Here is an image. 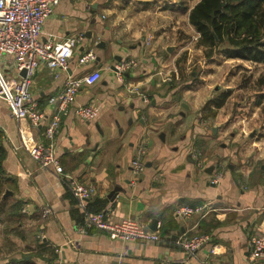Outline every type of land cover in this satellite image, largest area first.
Listing matches in <instances>:
<instances>
[{"label": "crops", "instance_id": "crops-1", "mask_svg": "<svg viewBox=\"0 0 264 264\" xmlns=\"http://www.w3.org/2000/svg\"><path fill=\"white\" fill-rule=\"evenodd\" d=\"M170 1L59 0L39 42L81 40L66 71L41 64L31 78V99L45 119L37 127L17 120L0 99V223L9 230L17 225L20 237L34 232L32 264H264L248 258L249 237L264 236V164L257 179L251 180L252 170L243 173L246 147L236 130L241 125L227 109L231 90L224 89L228 97L219 108L221 93H209L214 74L208 63L216 54L204 56L188 21L199 0ZM89 52L94 60L80 65L79 57ZM121 63L134 65L119 78L115 66ZM194 65L200 74L191 71ZM94 70L98 81L83 86L60 115L54 140L59 164L94 188L92 211L134 218L161 236L209 235L195 258L174 245L123 242L93 229L81 234V210L60 176L39 169L21 147L22 138L48 143L45 124L65 81ZM0 71L15 76L8 57H0ZM87 105L99 108L96 119H77L74 110ZM253 141L254 160L263 159L264 136ZM141 143L147 154L136 175L130 163ZM194 153H201L202 167ZM201 205L207 208L202 218L173 214L177 206Z\"/></svg>", "mask_w": 264, "mask_h": 264}, {"label": "built area", "instance_id": "built-area-1", "mask_svg": "<svg viewBox=\"0 0 264 264\" xmlns=\"http://www.w3.org/2000/svg\"><path fill=\"white\" fill-rule=\"evenodd\" d=\"M59 0H0V57H8L15 76L7 77L0 71V99L7 103L13 117L17 120L26 119L33 127L41 125L45 113L36 107L29 92L31 78L41 64L52 70L66 71L74 55V46L81 40L80 36H68L63 41L53 44L40 43V35L45 21L53 14ZM93 54L85 53L78 59L80 65L94 60ZM132 63H121L115 66L119 78L122 73L133 67ZM25 75L21 76V72ZM96 70L79 78L69 77L55 101V108L46 121L44 136L47 144L29 142L21 139V147L28 156L44 171H51L60 176L68 191L76 200L82 214V222L78 227L81 234L89 230L109 236L123 242L161 243L179 247L189 259L196 257L198 252L209 243L210 236L194 232L190 236H161L142 226L138 220L120 216L112 211H92L89 201L94 194V188L81 183L77 178L64 173L58 162L54 140L60 125V115L75 100L83 86L92 87L99 79ZM99 113L95 105L78 107L74 116L82 121H93ZM147 154L146 143L136 147L134 159L130 163L131 170L137 175L144 170V158ZM194 160L203 166L199 153H194ZM218 182V177L214 183ZM205 206H177L173 214L177 219H191L206 215ZM40 241L43 236L39 233ZM212 253L213 250H210ZM248 258L253 261L264 259V236L251 235L248 239ZM58 264V263H55ZM196 264H211L208 261H198Z\"/></svg>", "mask_w": 264, "mask_h": 264}, {"label": "rangeland", "instance_id": "rangeland-1", "mask_svg": "<svg viewBox=\"0 0 264 264\" xmlns=\"http://www.w3.org/2000/svg\"><path fill=\"white\" fill-rule=\"evenodd\" d=\"M188 1L189 3L186 2V4L191 5L193 0ZM179 2L180 0L176 1V3L171 0V5L169 6H175ZM215 54V58L208 63L210 64L209 70L214 74L212 76L213 80L210 79L211 82L209 81V93L213 96L215 90H217L216 95H219L225 91L224 89L226 87L231 90V97L227 109L233 115V118H236L235 120L238 121V124L241 125L239 126V130L238 128L236 129L242 135L239 143L243 144H240L241 147H246L247 149H244L246 154L242 158L241 166L244 167L243 173H246V170H252L254 172L251 178V180H254L259 178V167L261 164H264V158L262 159V157L254 160L258 152L253 147V140H259L264 136V114L262 113L264 88H257L254 85L259 74L264 73V66L246 61H237V59L227 60L223 58L225 55L219 52ZM191 71L200 74V70L195 65ZM199 84L196 83L195 86ZM258 101L262 103L259 107L256 105ZM250 134L253 135V140L249 138ZM15 231L16 233L14 234L13 232ZM20 231L17 225L9 230L8 228L6 229L5 223H0V262L4 258L12 260L30 257L29 260L31 261L35 259L32 257L34 256V252L33 248H31L33 242L36 243L33 237L34 232L31 234L23 232L24 237H20Z\"/></svg>", "mask_w": 264, "mask_h": 264}, {"label": "trees", "instance_id": "trees-1", "mask_svg": "<svg viewBox=\"0 0 264 264\" xmlns=\"http://www.w3.org/2000/svg\"><path fill=\"white\" fill-rule=\"evenodd\" d=\"M188 21L198 34L196 45L204 49L206 58L219 52L227 58L264 66V0H199L189 10ZM254 85L264 88V73ZM227 97V92L221 93L215 108L221 107ZM3 264L32 261L21 258Z\"/></svg>", "mask_w": 264, "mask_h": 264}, {"label": "water", "instance_id": "water-1", "mask_svg": "<svg viewBox=\"0 0 264 264\" xmlns=\"http://www.w3.org/2000/svg\"><path fill=\"white\" fill-rule=\"evenodd\" d=\"M20 75L21 76H24L25 75V71H22Z\"/></svg>", "mask_w": 264, "mask_h": 264}]
</instances>
